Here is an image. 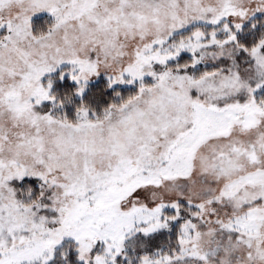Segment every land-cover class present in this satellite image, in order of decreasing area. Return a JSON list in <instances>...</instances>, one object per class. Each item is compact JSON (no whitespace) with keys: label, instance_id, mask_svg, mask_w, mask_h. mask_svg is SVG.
I'll list each match as a JSON object with an SVG mask.
<instances>
[{"label":"snow or ice","instance_id":"6c2138e0","mask_svg":"<svg viewBox=\"0 0 264 264\" xmlns=\"http://www.w3.org/2000/svg\"><path fill=\"white\" fill-rule=\"evenodd\" d=\"M0 264H264V0H0Z\"/></svg>","mask_w":264,"mask_h":264}]
</instances>
